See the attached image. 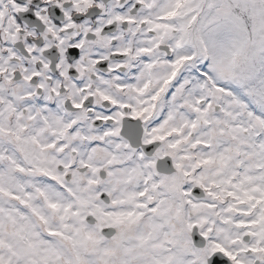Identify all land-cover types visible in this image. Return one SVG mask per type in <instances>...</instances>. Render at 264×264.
Masks as SVG:
<instances>
[{"label":"snow or ice","instance_id":"obj_1","mask_svg":"<svg viewBox=\"0 0 264 264\" xmlns=\"http://www.w3.org/2000/svg\"><path fill=\"white\" fill-rule=\"evenodd\" d=\"M13 3L18 15L15 32L9 35L24 37V43L16 44L24 57L40 53L56 68L66 56L76 65L73 76L89 64L114 73L137 72L135 78L147 82L142 88L133 85L135 91L144 94L153 81L156 86L149 107L133 108L132 117L144 118L166 106L160 127L179 121L168 129L167 136L179 137L168 147L188 145L203 151H184L180 157L194 160L191 170L177 162L179 175L166 176L127 200L114 198V191L135 173L112 170L123 161L105 146V138L119 135L121 129L85 135L78 122L88 116L63 123L54 109L65 103L76 110L87 107L90 114L92 95L113 110L130 105L118 104L99 89L82 102L67 103L68 95L56 101L60 93L52 89L48 103L37 102L44 127L31 131L28 124L0 123V264H264V4L252 3L262 16L253 25V38L245 35L246 26L236 12L238 7L247 9V0ZM97 38L111 41L110 59L115 63L93 53ZM0 54L8 55L7 41ZM13 75L20 80V72ZM38 75L24 79L35 84ZM124 115L97 113L94 122L119 124ZM48 133L57 139L43 143L41 137ZM163 139L152 135L145 143ZM101 154L107 159L98 167L93 160ZM181 177L191 178L197 193L203 190L213 201H186L193 209L222 205L212 226L204 227L207 218L185 224L182 205L159 198L165 195L157 193L160 188L168 194L180 192ZM126 203L131 206L124 207ZM165 227L169 231L160 241Z\"/></svg>","mask_w":264,"mask_h":264},{"label":"clouds","instance_id":"obj_2","mask_svg":"<svg viewBox=\"0 0 264 264\" xmlns=\"http://www.w3.org/2000/svg\"><path fill=\"white\" fill-rule=\"evenodd\" d=\"M240 4L245 3V0H238ZM248 7L242 10L240 7L236 9L237 14L241 17L242 24L246 26L247 32L245 35H252L256 37L253 31V25L259 24L262 16L258 11L252 8L253 0H247ZM257 4H264V0H255ZM18 15L17 6L13 0H0V48L4 46L7 41L8 55L0 54V69L5 70L3 79H0V123L5 127L17 124H28L31 131L37 130L39 127H44L42 124V117L37 115L39 110L38 101L48 103L47 97L52 95V89H56L60 93L59 96L54 97L56 101H62L65 95L70 96V101L67 103L82 102L86 95H89L99 89L106 95L112 96L118 101V104L130 105L128 108L115 107L108 104L107 106L100 99L98 95H92V109L89 114L88 108L76 110L66 107L65 103H57V111L63 123H69L71 119H75L77 115L88 116L87 120L79 121V130L85 135H103L104 131L109 128L121 129L119 135L106 137L105 146L111 148V152L123 161L118 166H112L115 171L117 167L120 169H135L132 179L122 183L113 193L114 198L127 200L129 196H135L146 187L151 190L154 183H158L160 179L166 176H175L179 173L175 170V163H182L186 169L191 170L194 160H181L180 157L184 151L192 153H199L202 149H189L188 145H181L180 148L173 150L168 147L170 143L179 139L178 136H167L168 129L172 126H179V121L173 120L168 126L161 128L164 117L167 115V107L161 111L157 109L155 114H146L144 118H134L131 115L132 109L141 110L149 107L150 97L155 89V82L153 81L151 87L144 93L140 94L132 87L142 88L147 82L146 79H136L137 72L125 70L122 73H114L108 69H100L96 64H89L87 67H81L75 76L71 75V70L76 65L70 64L68 58L63 56L58 61L59 67L53 68L52 62L38 53L35 58L29 53V56L24 57L19 48H16L17 43H24L23 36H15L9 33H14L16 29L15 17ZM119 27V26H118ZM28 47V45H25ZM91 50L94 54L104 57L108 56L110 63V54L113 51V46L110 40L97 38L93 42ZM15 57V62H13ZM140 62L137 61V64ZM39 64V67L37 66ZM47 64L48 67L44 65ZM20 72V80H16L13 73ZM33 73H38L36 83L33 84L29 80H25V76H31ZM59 73V75H57ZM43 88H39V85ZM117 85H126L125 87H117ZM64 91H61V89ZM31 101L30 103L28 101ZM107 112L110 115H115L116 112L125 113L124 117L120 119V123L95 124L94 118L97 113ZM28 116L36 117L29 121ZM153 129H160L153 133ZM152 135H162L165 139L155 141L151 144L145 143L150 140ZM51 133L41 137L43 143H48L56 140ZM116 145H120L119 148ZM78 147H86L78 144ZM171 153V154H169ZM53 155L63 158L62 154L53 153ZM173 155L176 159L173 160ZM107 157L103 154L94 158L93 163L102 167L106 162ZM169 161H172L171 166ZM203 171V170H201ZM199 174V172H197ZM151 177L147 184L145 179ZM180 192L168 194L166 189L160 188L157 193H164L165 195L159 198L174 199L179 205H182L183 219L185 224L188 222H196L201 218H207L208 224L204 227L212 226V222L217 220L214 215L219 212L222 205H217L215 209L207 207H198L193 209L186 201L192 200L197 204H211L213 201L207 196L203 190L197 193L196 186L191 183V178H180ZM183 192H188V196H183ZM154 193V194H157ZM6 206L11 207V202H6ZM130 204H125L124 207H130ZM169 231L167 227L161 230L160 236L157 238L162 241L164 239L163 232ZM197 233L201 231L197 228ZM213 237L217 233L211 234ZM223 242V241H222Z\"/></svg>","mask_w":264,"mask_h":264}]
</instances>
